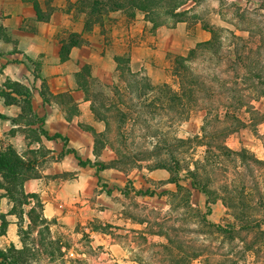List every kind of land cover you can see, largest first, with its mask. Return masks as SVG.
I'll use <instances>...</instances> for the list:
<instances>
[{"label": "rangeland", "instance_id": "obj_1", "mask_svg": "<svg viewBox=\"0 0 264 264\" xmlns=\"http://www.w3.org/2000/svg\"><path fill=\"white\" fill-rule=\"evenodd\" d=\"M131 1L0 0V150L12 147L28 161H35L40 176L50 171L47 184L53 178H59L60 183L77 178L78 185L86 184L92 190L89 196L80 194L79 200L87 204V210L98 211V218L86 217L74 228L47 219V225H35L32 218L41 216L37 202L30 200V205L22 208L0 190V252L12 264H170L178 251L175 247L190 251V247L202 246L205 261L193 264H214L220 259L214 256L220 247L226 255H235V264H264V226L258 234V227L252 226L251 234L239 223L247 210L248 215L264 220V167H252L251 162L252 154L264 162V122L256 130L249 123L228 139V148L239 153L245 150L246 159L233 162L226 158L214 166L205 165L208 184H213L209 188L218 196H223V188L238 195L244 193L247 180H254L259 187L257 197L262 198L258 203L262 207L252 208V187L248 186L246 194L251 197L246 202L224 197L226 203L220 200L211 206L208 221L224 228L217 235L215 230L199 225L200 216L208 213V199L192 189L186 174L172 183L174 177L168 171L155 170L161 149L175 147V138L199 135L205 112H194L188 122L176 126L159 113L150 121H127L120 146L116 122L110 118L108 129L95 116L93 104L96 95L112 96L116 88H125L118 80L117 58L130 57L133 72L148 77L154 86L167 84L178 91V80L172 76L175 59L209 42L212 33L222 31L228 38L226 32L250 31L256 37L253 49L264 48L259 38V32L264 33V0H152L146 4V0H137L134 5L129 4ZM36 6L48 21L38 18ZM248 44L225 39L221 59L230 60L228 53H242ZM218 63L215 57L199 53L193 65L196 77L208 78L207 72L214 73ZM210 86L216 89L215 84ZM25 91L33 96L32 116L23 114L24 96L16 95ZM3 94L19 104L10 105ZM147 98L142 101L133 95L136 107H130L137 116L141 110L137 106L149 103ZM125 100L129 101V96ZM251 106L264 114V98ZM242 118L250 121L249 115ZM64 119L77 125L62 127ZM51 124L72 133L82 147L76 151L69 148L73 146L70 140L68 144L57 140L50 149L41 135ZM84 138L94 141L88 145ZM123 146L129 154L147 150L152 162L136 163L134 169L123 172L117 153ZM68 151L76 152L92 166L80 169L76 157L67 155ZM163 156L161 160H170L169 153ZM185 158V164L195 163L196 167L204 160V149L196 148ZM244 160L249 165L241 164ZM57 174L60 176L54 177ZM185 190L192 192L191 196ZM25 192L38 194L26 186ZM142 193L154 198L143 197ZM64 200L60 209H70L74 203L70 198ZM174 228L184 233L171 234L179 241L170 245L171 254L169 248H162L167 240L150 231L170 234Z\"/></svg>", "mask_w": 264, "mask_h": 264}, {"label": "trees", "instance_id": "obj_2", "mask_svg": "<svg viewBox=\"0 0 264 264\" xmlns=\"http://www.w3.org/2000/svg\"><path fill=\"white\" fill-rule=\"evenodd\" d=\"M135 1L137 0H133L129 2V4L134 5ZM151 1L152 0H146L144 3L146 4ZM146 9H148L147 6L142 8L143 11ZM36 13L39 19L48 21L43 20V15L39 6H36ZM262 18L264 19L263 16ZM221 33L222 31H220V33H212V39L209 42L198 44L187 56H180L175 59L172 76L174 79L178 80V91H174L173 88L167 84L154 86L148 77H142L141 74L133 72L131 69V59L126 56V60L123 58H117L115 60L117 64L118 80L125 85V88H116L112 96L100 93L98 96L96 95L97 102L93 103L96 107V109H94V113H96L95 116L99 121L105 123L108 129L111 126L110 118L116 122L118 131L117 140L120 141V146L122 145L121 140H125L124 133H126L125 125L127 121L133 124L138 123L137 119H146V121H150L152 120L151 118L154 117L153 115L159 113L161 116H166V120L172 121L176 126L188 122L194 112H205L204 122L199 135L186 139L175 138V147L174 145H170V151L169 149L167 151L161 149L158 156L159 164L156 166L155 170L162 169L168 171L172 177H174L172 183H175V181L179 182L182 174H186L185 179L192 182V189L202 192L208 199V213L205 216H200L199 225L202 224L206 229L215 230L217 235L223 233L222 231H224V228L222 226L213 225L208 221V216L212 215L211 206L216 205L220 200L224 203V197L234 201L236 199L237 202H246L248 198L251 197L249 194H246L248 193L247 191H250L248 186L252 187V208L262 207L258 204L262 201V198L257 197L256 193L259 191V187L254 180H247L246 184H244V193L246 196L244 193L238 195L234 191H228L226 188L220 190L223 196L220 193L218 196V192L212 191L209 188L213 184H208L209 180L206 166H214V164L220 163L226 158L233 162L240 161L241 157L244 159L247 156L245 150L241 153L232 151L227 146L228 139L244 130L249 123H252L249 125H252V128L256 130L264 122V114L256 111L255 108L251 106L253 102H258L264 98V48L260 47L253 49L252 47V51L244 49L242 53H228L227 55H230L231 58H229L230 60H227V58L226 61H224L221 58L224 56L223 54H225H222L225 40L221 37ZM259 33V38L262 40V47H264V33ZM255 39L256 37L252 35V42L254 41V44H256ZM199 53L211 55L218 59V66L213 68L214 73L207 72L208 78H203L204 76L196 77L194 73L193 65L198 60ZM211 63L212 61L210 64ZM81 80H83V77ZM84 80L87 79L85 78ZM214 84L216 89L210 86ZM98 90H100V88H97V91ZM16 95L24 96V103L26 105L22 108L23 114L32 116L33 108L31 101L33 96L31 93L28 91L16 92ZM133 95L142 101L144 98L148 97L147 99L149 101V103L146 102L144 105L137 106V108L141 109L138 116L136 115L138 112L135 114L131 109L133 106L136 107V105H133ZM48 96L54 98L50 93H48ZM126 96H129V101L125 100ZM2 97L8 99L12 106L19 104L15 99L10 98V95L3 94ZM150 97L152 98L149 100ZM42 98L47 100L43 95ZM129 103L131 105H129ZM137 108H135L136 110L134 111H137ZM141 114L142 116L139 118ZM243 115H249L250 121L244 120L242 118ZM41 136L49 142L62 140L65 144L69 143V139L61 134L51 136L50 133L46 131V133H43ZM196 148L204 149L203 162H198L196 167L195 163L189 165L185 164V157L189 156L191 151L195 152ZM124 149L123 146L117 151L119 159L118 165L121 166L120 169H122L123 172L134 169L136 163L149 164L152 162L150 159L152 156L147 150L141 152V154H129ZM166 152L169 153L170 160H161ZM67 155H74L79 162L80 168L92 166L90 161L84 162L74 151H68ZM141 156L144 159L140 158ZM251 162L252 167H264V162L259 161L253 154ZM241 164L249 165V162L248 160H244ZM248 165L246 168H248ZM193 167L194 169H192ZM0 175L3 178V183H0V190L7 193L10 201L22 208L24 206H29L30 200L36 201V208L41 210V216L32 218V222L35 225L38 223L40 226L47 225L48 223L43 213L44 204L40 195H27L25 192L27 182L41 178L36 168V162L28 161L25 157L20 156L12 147L2 149L0 150ZM205 179L206 182H204ZM180 190L182 192L184 191V189L181 188ZM235 191L237 190L235 189ZM186 192L191 196L192 192L188 190ZM141 195L143 197L150 196V198H154V195H149L147 193H142ZM249 206L251 208V204ZM32 210L36 209L34 208ZM247 211L245 213V218L240 220V222L239 219L236 218V221L242 223V227L246 232H251V234L252 226L258 227L257 232H255L258 234L262 226H264V220L259 221L257 216L254 214L248 215ZM229 226L235 228L232 224ZM158 227L160 230L164 231L163 226ZM160 230L159 232H150L162 238L164 237L167 240L168 243L162 246L165 250H168L167 248L171 250V246L179 243L177 238L173 239L171 237L173 232L175 236H179V232L184 233L181 228H174L170 234H164V232L162 233ZM225 233V235H232V232ZM175 248L178 251L175 255H172V262L170 264H193L198 260L205 261L206 252L202 250V246L199 247L200 249L190 247V251H185L183 248L180 250L177 249V247ZM221 249V247L217 249L214 255L220 258L217 262H214V264H223V262L224 264H235V255L232 253L226 255ZM211 255H213V253ZM0 261L1 264H12L6 260L1 252ZM205 263H208V261Z\"/></svg>", "mask_w": 264, "mask_h": 264}, {"label": "crops", "instance_id": "obj_3", "mask_svg": "<svg viewBox=\"0 0 264 264\" xmlns=\"http://www.w3.org/2000/svg\"><path fill=\"white\" fill-rule=\"evenodd\" d=\"M242 33L226 32L228 38H226L225 34L224 35L221 34L222 35L221 37L223 38V40L233 39L239 44L241 43L247 44L249 42L248 46H246V49L252 51V32L249 31ZM244 34H246L247 36H245ZM235 46L236 45H233L232 47ZM72 121H68V119H64L65 123L62 122L60 126L67 127L66 125H77V123ZM76 128L77 127H72V129H76ZM48 132L50 133L51 136L56 134H61L62 136L66 137L67 135L68 137L66 138L70 140V145L71 143L73 145L72 148L71 146H69L70 149L77 151L80 149L79 147H82L81 144L79 145L76 143L72 133L70 134L69 131L60 129L58 127L52 128V124H51V127L48 129ZM92 141L94 140L90 139L89 141V138H84V142L88 145L91 144ZM50 144L57 145V142L47 141L46 145H48V147L52 149L51 148L52 146H50ZM49 172L50 171L44 172L43 176H41L40 179L33 180L29 182L28 185H26V188L29 189L31 193H38L41 195L42 200L44 202L43 213H44V217L47 220L49 221L58 220L59 222H63L64 225L74 228L77 227L79 224L82 225L86 217H88V219L90 217H92L91 219H93L94 217L98 218V216H96V212H98L97 210H87L88 208L86 207L87 204L79 200L80 194L82 193L86 194V196L91 195L92 190H90L91 188L89 186H87L86 184L78 185L79 181L77 178L74 180H69L66 183H60V181L58 180L59 178H53L52 183L47 184V176L52 175L49 174ZM61 173L63 175V172ZM57 176H60V174L54 175V177ZM66 198H70L71 202L74 204H71L70 209L61 210L60 204L66 201L64 200ZM100 212H101L100 214H103L102 211Z\"/></svg>", "mask_w": 264, "mask_h": 264}]
</instances>
